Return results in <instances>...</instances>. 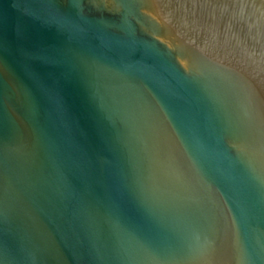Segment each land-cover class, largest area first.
I'll list each match as a JSON object with an SVG mask.
<instances>
[{
  "label": "water",
  "instance_id": "1",
  "mask_svg": "<svg viewBox=\"0 0 264 264\" xmlns=\"http://www.w3.org/2000/svg\"><path fill=\"white\" fill-rule=\"evenodd\" d=\"M0 264H264V0H0Z\"/></svg>",
  "mask_w": 264,
  "mask_h": 264
}]
</instances>
